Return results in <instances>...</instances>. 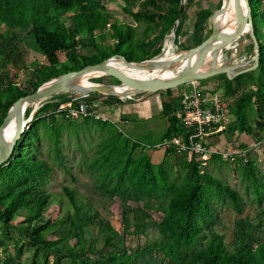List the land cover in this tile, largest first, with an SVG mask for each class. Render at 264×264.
<instances>
[{"label":"trees","instance_id":"trees-1","mask_svg":"<svg viewBox=\"0 0 264 264\" xmlns=\"http://www.w3.org/2000/svg\"><path fill=\"white\" fill-rule=\"evenodd\" d=\"M105 1L0 0V124L19 97L34 92L53 77L114 55L130 62L157 55L178 19L183 0H122L123 11L132 23L118 21ZM249 1L260 46L258 67L233 79L225 74L209 78L214 80L210 92L222 89L225 97L234 99L231 111L239 125L232 128L247 134L254 130L248 123L247 107L254 110L264 126V0ZM199 2L203 4L192 18L191 29L197 45L204 40L198 37L201 17L212 7L213 0H184L175 30L177 38L183 32L186 13ZM215 2L219 10L222 0ZM107 41L111 42L106 44ZM27 42L46 63L31 69L24 88L16 85L8 65L23 62L22 47ZM83 49L87 52H81ZM246 77L253 84L249 89L244 84ZM176 88L165 91L170 95ZM58 100L65 101L66 95L47 99L35 112L34 122L21 134L10 160L0 167V264H264L262 222H253L247 216L237 218L229 242L216 229L217 201H228L238 213L242 212L243 201L236 189L201 172L198 162L184 156L178 163L182 175L172 180L166 168L172 167L171 163L155 164L143 152L136 156L135 149L142 146L125 136L112 121L97 119L105 135L86 168L95 176L93 191L119 200L121 230L94 207L89 194H80L75 185L63 184L58 193L49 191L54 168L39 157L40 133L36 124L40 120L50 122L52 135H56V118H64L54 112ZM83 100L87 103L92 99ZM177 102L172 99L161 104L168 122L164 138L179 131L172 115ZM31 107L26 115L31 113ZM169 152L175 151L168 149L165 158ZM244 157L239 159V169L260 198L264 184L257 177L258 168L250 158L243 162ZM210 160L228 161L220 154ZM52 206L55 215L45 218ZM154 213H159L158 218L154 219ZM152 225L157 235L146 245L130 249L125 244L128 235H146ZM11 231L22 241H16L14 253L8 249ZM25 247L30 250L29 259H17Z\"/></svg>","mask_w":264,"mask_h":264},{"label":"rangeland","instance_id":"rangeland-1","mask_svg":"<svg viewBox=\"0 0 264 264\" xmlns=\"http://www.w3.org/2000/svg\"><path fill=\"white\" fill-rule=\"evenodd\" d=\"M216 0H213L212 7L205 12L201 17V28L198 37L205 39L211 33L212 20L214 15L217 13L218 8L216 6ZM107 7L111 13H113L117 20L120 22L132 23V19L129 15L125 14L123 11L124 3L122 0H107L105 1ZM203 3L199 2L192 6L185 15V26L183 28L182 34L176 38L175 33L173 34V40L175 42V48L172 49L173 40L169 34L165 40H163L162 51L155 56V58H161L170 54H181L182 50L195 47L196 41L192 35V18L196 16V12L201 7ZM137 8L134 7L133 9ZM223 17V16H222ZM221 17V18H222ZM220 18V20H221ZM111 41H107L108 44ZM236 48H232V44L223 48L221 51L222 61L225 62L231 55V53H236L235 58L237 61H245L250 59L253 54V47H251V42L249 35L246 34L238 39L236 42ZM22 47L24 59L23 62L20 61L18 64L10 63L8 65L12 78L20 81V87L26 88L28 86L27 77L30 74L31 69L39 67L41 64L46 63V59L38 52L31 49L27 42L23 44ZM233 51V52H232ZM81 52L86 53L87 50L83 49ZM63 59V58H60ZM154 59V58H152ZM23 63V65L21 64ZM257 72L253 73V77L256 78ZM211 78V77H210ZM92 82L103 83V84H118V80L112 76H92L90 78ZM209 78L206 80H199L195 83L201 88L207 91L212 90V85L209 82ZM251 78L246 77L244 79L245 86L249 89L253 86L251 83ZM186 85V84H185ZM184 85L179 86L173 90V95L179 98V94ZM218 95L221 96L223 101L229 109L228 120L223 125V130L217 134L219 141L217 142L218 151H233V150H244V156L250 158L251 161L255 162L258 173V179L264 184V126L257 118L254 110L247 107L248 112V123L253 127V132L247 134L239 129H234L232 126L239 125V120L235 117L234 113L231 111L233 106V98L225 97L222 89L214 90ZM107 96V95H106ZM109 96V95H108ZM55 101V100H54ZM52 101V102H54ZM94 103V106H101L97 109V113L104 118L109 120V112L104 109L103 103L98 101V99H92L87 101V105L90 106ZM41 105V104H39ZM31 106V105H30ZM36 108L35 105L31 107V111ZM40 108V107H39ZM38 108V109H39ZM37 109V110H38ZM27 109H25L26 112ZM43 114V113H41ZM29 115H24V119L27 120ZM93 118V117H92ZM32 119L29 124L33 123ZM30 126V125H29ZM37 129L40 133V140L38 143L39 157L50 162L54 168L52 178L50 180L47 189L51 192L58 193L61 190L63 184L75 185L78 188L80 194H89L90 202L96 207L105 218H107L111 224L119 231L122 228L121 224V207L120 202L117 198L109 199L104 196H100L97 192L92 190V184L95 181V176L92 175L86 168V163L96 154L98 142L104 137L105 130L101 128L97 119L82 118L79 120H68L61 116H57L55 127L57 129L56 135H52V130L50 128V122L39 121L37 124ZM121 132L127 136L130 140V131L124 124L119 126ZM161 136V133L158 134ZM147 140L151 137H147ZM212 140V139H211ZM258 143L257 147L254 149H249L251 145ZM135 155H139L142 151L135 149ZM147 150V148H146ZM152 150V149H151ZM172 167L167 168L170 172V178L174 181L179 180L182 175V170L178 167V163H173ZM204 172L212 174L218 177L223 182L227 183L234 189H236L243 201V210L238 213L228 201H217L216 206L218 209V219L219 223L216 226L217 231L225 235V240L230 241L234 232V221L239 217H249L253 222H262L264 225V188L261 190V197L259 198L253 190V186L250 180L245 179L242 170L239 169V164L232 165L230 161L224 160H210L208 165L203 168ZM72 177L75 178L73 182ZM261 199V200H260ZM56 208V207H55ZM159 213H154V219L158 218ZM54 214V206H52L46 212L45 218H48ZM157 235V228L152 225L148 228L146 235H128L125 239V244L130 248H136L137 246H144L147 244L149 239ZM122 236V235H121ZM264 238V235H261ZM52 237V236H50ZM16 241L22 243L15 231H11L10 238L8 239V249L11 253H14V245ZM106 249V248H105ZM109 248H107L108 250ZM30 255V250L25 247L24 252L17 259L28 260Z\"/></svg>","mask_w":264,"mask_h":264},{"label":"water","instance_id":"water-1","mask_svg":"<svg viewBox=\"0 0 264 264\" xmlns=\"http://www.w3.org/2000/svg\"><path fill=\"white\" fill-rule=\"evenodd\" d=\"M232 7L236 17L234 29L230 33H222L220 30V18ZM244 7L246 10L244 11ZM184 8V0L178 14V19ZM176 20L171 31L175 33L179 20ZM246 32L253 45V54L250 59L237 61L236 53L223 62L221 51L240 39ZM167 36V35H166ZM165 36V38H166ZM164 38V40H165ZM163 49L161 47L160 52ZM159 52V53H160ZM158 53V54H159ZM157 54V55H158ZM155 55V56H157ZM153 56L152 58H154ZM120 58L125 64L136 68H155V65L146 63L152 58L141 62L127 61L124 56L114 55L101 62L85 65L78 70L65 72L42 83L34 92L19 97L9 108L6 116L0 124V167L5 165L11 158L18 139L29 127L24 119L25 104L35 105L44 103L47 99L56 95H70L71 97H89L97 99L105 95L115 96L121 99L131 98L135 95L155 93L160 90L176 88L191 82L207 79L219 74H225L228 79L237 75L255 70L259 65L260 46L255 35L249 0H222V4L212 20L211 33L195 47L182 50L179 60L186 59L183 69L176 75L169 77L155 76L151 78H134L114 67L110 60ZM207 64V67L202 68ZM98 71L104 75L112 76L118 80V84L93 83L84 86L77 81V77L88 72ZM124 86L127 91H117L115 88ZM34 110L29 114H34ZM15 120V132L11 138L6 137L4 130L12 120Z\"/></svg>","mask_w":264,"mask_h":264},{"label":"built area","instance_id":"built-area-1","mask_svg":"<svg viewBox=\"0 0 264 264\" xmlns=\"http://www.w3.org/2000/svg\"><path fill=\"white\" fill-rule=\"evenodd\" d=\"M16 85H20V81L16 80ZM84 98L66 95L65 101L58 100L60 103L54 112L72 121L86 117L101 120L102 117L97 112L88 109ZM42 105L43 103L38 105L34 111L36 112ZM34 114L26 120L27 125L33 119ZM172 115L177 120L179 131L156 144L144 145L145 148L173 149L188 161L198 162L201 172L214 154L222 155L232 165L239 164V159L244 156V150L222 152L218 151L211 142V137L223 130V125L227 122L229 115L228 106L220 95L201 88L195 82L188 83L181 89ZM103 121H108V119L104 118ZM118 129L121 131L120 128ZM257 145L258 143H254L248 150L256 148ZM243 162H247V157H244Z\"/></svg>","mask_w":264,"mask_h":264},{"label":"crops","instance_id":"crops-1","mask_svg":"<svg viewBox=\"0 0 264 264\" xmlns=\"http://www.w3.org/2000/svg\"><path fill=\"white\" fill-rule=\"evenodd\" d=\"M173 40L172 32L169 34ZM172 49H176L175 42L173 40ZM154 59H156L154 57ZM211 85L214 80L209 81ZM172 97V98H171ZM99 102L105 105L104 109L109 112V120L117 125L119 128L120 124H124L130 131V138L134 142H137L142 147L138 149L143 153H146L151 161L155 164H160L165 161V163H179L181 161V156L176 152H169V156L165 158L167 150L165 149H148L144 145H151L160 142L166 133L168 122L164 116L161 104L164 102H170L172 99L176 103L178 100L175 94H168L165 90H160L155 93L135 95L133 99H121L112 98L110 96H102L97 98ZM91 110L97 112V109L101 107L100 105L94 106V103L90 104ZM108 119V118H107ZM127 121V123H124ZM161 133L159 137L158 134ZM147 137L151 139L147 140ZM218 136H212L211 142L215 148L219 139Z\"/></svg>","mask_w":264,"mask_h":264},{"label":"bare ground","instance_id":"bare-ground-1","mask_svg":"<svg viewBox=\"0 0 264 264\" xmlns=\"http://www.w3.org/2000/svg\"><path fill=\"white\" fill-rule=\"evenodd\" d=\"M246 7H244V11ZM236 17L232 7H229L228 10L224 13V16L220 20V30L222 33H230L235 26ZM246 34V32L244 33ZM244 36V35H243ZM226 48V47H225ZM232 48H236V43H232ZM233 52V51H232ZM181 54H170L161 58L157 59H150L146 63L149 65H155V68H136L132 67L128 64H125L120 58H112L110 63L116 67L117 69L121 70L122 72L134 77V78H151L155 76L160 77H169L176 75L180 72L185 63L186 59L179 60V56ZM223 59V58H222ZM207 67V64L203 65L202 68ZM92 76H104L101 72L92 71L86 74L78 76L76 79L77 81L84 86L92 85L95 82H92L90 78ZM117 91H127V88L124 86H118L115 88ZM30 104H25V109H27ZM36 107V106H35ZM34 108L33 110H35ZM32 110V111H33ZM15 132V120L13 119L7 128L4 130L6 137L11 138Z\"/></svg>","mask_w":264,"mask_h":264}]
</instances>
